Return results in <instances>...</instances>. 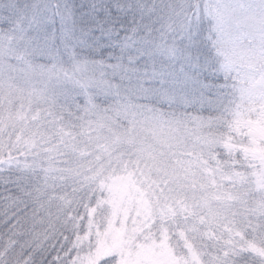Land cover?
Segmentation results:
<instances>
[{
    "label": "rangeland",
    "instance_id": "1",
    "mask_svg": "<svg viewBox=\"0 0 264 264\" xmlns=\"http://www.w3.org/2000/svg\"><path fill=\"white\" fill-rule=\"evenodd\" d=\"M174 1L175 5L161 16L164 28L171 31V40L188 48L194 44L199 31L193 26L198 24H192L184 36L181 34L186 24H190L189 18L184 17L186 10L195 9L199 19L205 16L214 36L218 35L225 46L226 55L218 62L214 59L209 63L204 59L205 63L196 65L193 58L182 51L184 46L158 48L131 44L130 50L128 46L125 48L128 53L126 50L117 54L103 53L100 57L89 56L88 60L83 56L84 61L73 53L62 65L54 64L53 60L49 67L43 68V64L35 61L24 62L19 58L22 52L16 51L20 43L26 50L29 45H39L38 42L20 35L6 39L5 32L0 35V147L20 148L23 152L19 155H23L31 152L37 143L40 146L47 143L43 151L48 156L52 153L50 140L54 138L60 143L57 164L61 168L75 170L80 161L83 166L91 165V170L98 165L93 175L98 177L101 195L90 194L97 204L84 209L83 213L91 219L95 212L101 214L99 210L103 207L106 223L105 226L91 222L86 225L90 239L94 237L90 241L89 257L82 253L78 263L74 258L71 264H91L101 255L113 257V264H183L167 256L174 254L177 247L187 261L195 260L197 252L192 251L186 240L191 227L177 231L175 240L172 224L157 226L154 216L167 213L172 196L183 201L188 211L197 213L199 220L215 221L229 211L237 214L240 232L246 233L239 235L250 241L252 251L264 252L258 243V240L264 241V0ZM62 18L67 22L66 15L62 14ZM66 25L59 31L60 37L69 36ZM147 38L146 42H150V37ZM260 47L262 54L257 53ZM220 49L223 50L221 45ZM94 52L101 54L100 50ZM16 53L17 59L13 62L10 57ZM177 61L189 63L192 71L187 74L186 70L179 69L177 72L174 64ZM142 64L155 71L160 69L156 75L149 76L152 81L160 82L158 88L148 83L146 75L130 81L131 73L137 72ZM201 70L212 77H208L210 80L206 83L201 80L199 86L204 84V89H211L212 99L206 103L212 105L196 98L188 108V117H181L179 111L168 110L170 113L164 114L143 106L152 92L178 99L179 105L188 102L185 100L188 90L166 88L161 83L164 78L161 75L169 71L180 73L179 80L187 78L192 83L197 81ZM110 75L123 76L117 80L119 84L128 83L123 90L128 101L112 91L106 79ZM115 97L117 99L112 101ZM198 109L202 113H198ZM204 109L225 112L226 120L244 136H235L232 141L242 145L238 150L242 164L249 157L245 166L222 174L213 169L215 163L209 159L200 160L198 168L189 170L190 160L197 154L215 145L230 149L229 140L210 131L213 116H203ZM43 120L47 123L46 129L42 128ZM187 125L192 126L194 133L192 146L185 149L182 160L172 161L169 158L180 152L175 148L180 139L179 129ZM54 148L53 145L52 150ZM22 161L17 159L13 169L23 168ZM30 161L37 164L38 158L32 155ZM44 170L50 169L45 166ZM152 176L158 182L160 193L144 184L151 181ZM169 181L180 188L171 191ZM47 184L52 185V182L49 180ZM182 184H190L198 192L181 189ZM191 191L200 199L195 204L190 202ZM60 200L58 212L71 204L81 206L77 196L60 197ZM179 209L177 207L176 211ZM158 228L162 232L159 233ZM237 228L238 225L232 230L237 232ZM84 241L85 237L79 236L77 245H83ZM255 263L256 260L249 262Z\"/></svg>",
    "mask_w": 264,
    "mask_h": 264
},
{
    "label": "trees",
    "instance_id": "2",
    "mask_svg": "<svg viewBox=\"0 0 264 264\" xmlns=\"http://www.w3.org/2000/svg\"><path fill=\"white\" fill-rule=\"evenodd\" d=\"M170 3L171 0H0V24H2L0 35L5 32L6 39L10 35H20L29 38L31 42H38L39 45H29L26 48L28 52L20 43V49L16 51L22 52L19 58H23L24 62L34 63L35 61L43 64V68L49 67L48 65L53 60L54 64L62 65L73 53L79 55L84 61L83 56L88 60L89 56L98 55L100 57L103 53L117 54L121 50H126V46L130 50L131 44L158 48L184 46L185 49L183 48L182 51L188 53L196 65L202 61L205 63L204 59L209 63L214 59L218 62L226 55L225 46L220 37L214 36L213 29L205 21V16L199 19L197 12L195 14V9L186 10L184 17L189 18L190 24H186L181 34L184 36L188 33V29L192 28V24H198L193 26L199 31L194 38V44L188 48L186 45L172 41L169 37L171 31L164 28L161 19L162 14H166L167 8L175 5L174 0ZM62 14L66 15L67 22H63ZM65 25L68 27L69 36L60 37L59 31H62ZM53 34L55 37H52ZM148 36L150 42H146ZM18 39L21 40L19 36ZM261 47L257 49L259 54H262ZM193 48L203 54H197L196 50H192ZM96 50H100L101 54H96L94 52ZM128 50H126L127 53ZM197 55H202V57H197ZM10 58L15 62L17 53ZM156 58L163 59L160 56ZM174 64L177 72L179 69L186 70L187 74L192 71L189 63L183 64L177 61ZM167 65L169 66V63ZM137 68V72L131 73L133 76L130 81H137L140 76L146 75L148 83L154 85L153 88H158L160 82L152 81L149 76L160 72L159 68L155 71L147 64H142ZM161 76L164 77L161 83L165 84L166 88L180 87L188 90L189 96L185 99L188 102L179 105L178 99L160 97L152 92V96L144 101L143 106L164 114L170 113L168 110L173 113L179 111L181 117H188L187 114L190 113L188 108L193 106L196 98L198 101L203 99L205 101L203 104L212 105L206 103L212 99L211 89L208 87L204 89V84L199 87L201 80L202 83L210 80L208 77L211 75H207L206 71H199V75L195 76L197 81L192 83L187 78L179 80L178 78L182 76L176 72L169 71L168 74ZM120 78L123 79V76L110 75L106 79L112 91L118 92L121 98L128 101L123 93L128 83L119 84L117 80L119 81ZM115 99L117 98L115 97L112 101ZM111 108L115 110L113 105ZM198 113L202 111L198 109ZM223 113L220 109H204L202 115L213 116L210 131L229 140L230 149L215 145L210 150L197 154L190 160L189 170L198 168L200 160L206 162L212 159L215 163L212 165L215 171L230 174L245 166L249 161L247 157L242 164L243 158L238 152L242 145L232 140L235 136L243 138L244 136H241V132L226 120ZM46 124L43 120V129H46ZM191 128L192 126L187 125L179 129L180 139L175 148L180 152L176 153L173 150L176 156L168 157L170 160L180 161L185 157V149L192 146L191 140L194 133ZM19 131L21 134L23 128ZM50 143L52 153L48 156L43 151L47 149V143L43 146L37 143L31 152L23 155H19V152H23L19 150L20 148L17 149L10 145L7 148L5 145L0 147V264H71L74 258V262L78 263V258L82 253L89 257V249L91 250L92 246L90 241L94 240L93 236L90 239L86 225L96 223L105 226L103 207L99 210L102 215L95 212V216L91 219L86 218V214L83 213L86 211L84 209L97 204L96 198L90 194L101 195L98 189V177L93 175L98 165L91 170V165L83 166L80 161L75 170L61 168L57 164L60 143L54 138L50 140ZM53 145L55 148L52 150ZM126 145L129 146V143L126 142ZM32 155L38 158L37 164L31 163ZM17 159H23L24 166L21 165L23 168L13 169ZM85 160L88 162L89 158ZM45 166L50 170L46 172ZM153 176L158 179V176ZM153 176L151 181L144 182V184L150 186L153 192L160 193L158 182ZM49 180L52 185L47 186ZM167 185L171 191L180 188L172 181L167 182ZM182 188L198 192L197 188L190 184L187 186L182 184ZM193 191L190 194L192 198L190 202L195 204V201L200 199L192 193ZM76 196L81 206L71 204L62 211H57L59 202H61L60 197L66 199ZM168 207L167 213H158L154 216L157 218V226L172 224L171 232L175 240H177V231L191 227L186 240L192 251L197 252L195 260L193 258L187 261L183 256V251L179 247L174 248L175 253L167 255L172 261L178 260L183 264H249L251 260H256L255 264H264V252L258 254L252 251L250 241L239 235L246 233L240 232V216L237 214L233 215L229 211L228 215L219 217L215 221L199 220L197 213L188 211L183 201L180 202L174 196L168 201ZM177 207L180 209L176 211ZM173 212L175 213L172 214ZM236 225L239 226L237 232L232 230V227ZM150 226H153V223ZM23 231L24 234H22ZM158 231L162 232L160 228ZM79 236L85 237L83 245H77ZM258 243L264 249V241L258 240ZM113 263V257L106 255H101L91 261V264Z\"/></svg>",
    "mask_w": 264,
    "mask_h": 264
}]
</instances>
